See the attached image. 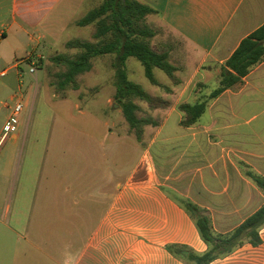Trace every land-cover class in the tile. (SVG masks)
I'll return each mask as SVG.
<instances>
[{
    "label": "crops",
    "instance_id": "0c3cea01",
    "mask_svg": "<svg viewBox=\"0 0 264 264\" xmlns=\"http://www.w3.org/2000/svg\"><path fill=\"white\" fill-rule=\"evenodd\" d=\"M134 1L155 12L147 25L155 22L185 44V66L168 57L179 83L168 78L161 84L172 93L157 86L154 95L169 108L154 111L162 113L154 119L159 126L140 142L124 138L121 153L111 147V129L99 135L59 117L54 109L69 95L52 94L59 101L47 103L46 80L16 97L23 111L42 105L50 117L42 134L33 131L34 118L8 140L0 131V264H190L185 251L203 254L208 245L186 203L202 209L218 235L233 233L264 206V192L246 175L264 178V61L210 101L195 125L181 126L178 109L219 87L221 68L264 25V0ZM86 3L0 0V61L7 45L15 62L22 56L1 74L22 69L41 43L57 53L67 28L89 13L81 12ZM13 30L17 48L3 49ZM9 89L0 84V97ZM75 110L82 112L78 104ZM172 117L177 131L169 134ZM259 237V245L246 241L211 264H264V227Z\"/></svg>",
    "mask_w": 264,
    "mask_h": 264
},
{
    "label": "trees",
    "instance_id": "16d2710c",
    "mask_svg": "<svg viewBox=\"0 0 264 264\" xmlns=\"http://www.w3.org/2000/svg\"><path fill=\"white\" fill-rule=\"evenodd\" d=\"M154 13L149 7L134 0H104L100 7L86 14L77 21L76 25L81 28L96 25L95 39H111V36L115 39L100 49L80 39L71 40L66 42V49H83L85 53L76 59L58 55L51 60L56 66L64 67L66 70L60 76L62 81L59 83V88L63 91L68 88L78 90L80 88L78 77L92 70L91 61L93 58L101 55L118 54L120 69L117 71L115 82V100L121 104L123 116L129 125V133L139 142L142 140L145 127H157L159 122L149 115L140 116L143 109L135 100L144 102L150 112L167 109L170 102L145 92L139 85L129 81L125 70L127 59H137L142 64L149 82L163 89L166 94H171L172 91L156 80L153 74L155 68L162 70L174 85L179 83L175 77L176 68L168 62L166 48H157L151 44L155 34L147 25L146 19ZM263 61L264 25L245 38L225 66L221 68L219 87L216 90L212 91L209 96L203 97L196 104L183 103L179 106V112L183 116L181 126L187 128L195 125L205 113L210 101L240 84L243 78ZM202 88H204L202 84L197 85V89ZM246 175L264 192V178L251 171H247ZM186 209L196 217L199 233L208 245V251L203 254L185 251L187 253L186 260L190 264H211L219 258L230 255L246 241L253 246L261 243L259 231L264 227V206L228 235L215 234L209 217L199 207L188 202ZM169 250L175 254L183 253L182 248L175 246L169 247Z\"/></svg>",
    "mask_w": 264,
    "mask_h": 264
},
{
    "label": "rangeland",
    "instance_id": "374dc122",
    "mask_svg": "<svg viewBox=\"0 0 264 264\" xmlns=\"http://www.w3.org/2000/svg\"><path fill=\"white\" fill-rule=\"evenodd\" d=\"M103 2L104 0H89V3H86L85 6L82 7L81 12H91L100 7ZM58 17L60 18L63 16L59 15ZM151 18L153 19V16H151ZM148 26L155 34V37L151 40V44L157 48H166L168 51V57H171L170 60H173L178 68L185 66L184 59L182 60V57L186 55L185 44L176 39L169 30L159 26L155 22H152ZM96 32V25H90L85 28H78L71 25L67 28L60 43L56 45L55 51H57V53H53L54 51H46L44 48L46 46H43L44 43H41L35 55H33L29 61L23 62L21 66L22 69H19L18 72H16L17 70L11 69L8 70L4 76H1L0 72V84L10 88L9 91H5L0 97V131L2 130V133L5 130L9 119L8 116L11 115L16 106V97L20 96L22 93L25 94L30 86L33 85L34 87H39L42 85L43 81L46 80L51 87V91L48 92V96H46L47 103L51 104L54 100L59 101L58 99L53 100L51 98L52 94H56L60 98H65L67 97V94L69 95V100L65 102L62 109H54L59 117L65 119L68 117H74V123L79 127L86 131L97 132L99 135L106 134L108 130L111 129V135L109 137L111 147H114V150H121V153L125 151L124 145L126 144V141L124 138L127 137V139L134 141V136L129 133V125L126 123L123 116L121 104L117 103L115 100V82L117 71L120 69L118 54L101 55L93 58L91 61L92 70L89 73L78 77L80 84L78 90L68 88L63 91L59 88V83L62 81V77L60 76L65 73L66 70L64 67L56 66L51 61L54 56L58 55L76 59L85 53V50L83 49H66V43H63L64 41L80 39L84 42L91 43L93 47L100 49L104 45H108L112 39H115L112 36L111 39H95L94 35ZM8 34V40L4 43L5 46L3 44V49H5L7 44H10L11 47L17 48V44L14 40L18 38L15 37L16 32L14 30L8 31ZM23 39L24 37L20 39V42H22ZM8 49L9 46L7 45L6 51L3 53L4 62L0 61V71L7 69L8 65H11L12 63L21 61L22 56H18L19 60L15 62ZM127 66H131L134 69V72H128L130 74V76L128 74V78L131 82L139 85L145 92L153 96L158 95V87L149 82L144 74L142 64L137 59L131 58ZM31 68L35 70L34 74L30 73ZM18 73L21 75L19 79L17 77ZM153 74L158 82L162 84H167L169 82L167 75L162 70L155 68ZM17 85H20L21 88L19 89ZM12 96H14V99H11ZM34 99V96L31 97L30 102H34ZM135 102L143 109V113H140V116L149 115L153 119H161L162 113H154V111L150 112L144 102L139 100H135ZM75 104L79 105V108H81L80 111L82 112L75 110ZM81 113H84V115ZM49 117L50 114L45 106L40 105L36 109V113H34L31 108H29V110L26 109L22 111L17 118L19 128L16 133H18L19 130L23 131L24 128L28 126L31 119L34 118L35 124L33 125V131L42 134L47 131ZM175 120V117H172L168 122L166 126L167 133L174 134L177 131ZM105 124H108L109 126H105ZM153 130L155 129L152 128V126L145 127V131L151 132ZM3 150L5 151V149ZM120 162L123 163L122 160ZM125 167H127V164Z\"/></svg>",
    "mask_w": 264,
    "mask_h": 264
},
{
    "label": "built area",
    "instance_id": "2783aa9c",
    "mask_svg": "<svg viewBox=\"0 0 264 264\" xmlns=\"http://www.w3.org/2000/svg\"><path fill=\"white\" fill-rule=\"evenodd\" d=\"M30 73L34 74L35 70L31 68ZM4 75H5V72H2L1 76H4ZM22 111H23V105L20 103L16 104L13 112L9 116L5 130L3 131V140H8L16 134L19 128V122L17 118Z\"/></svg>",
    "mask_w": 264,
    "mask_h": 264
}]
</instances>
